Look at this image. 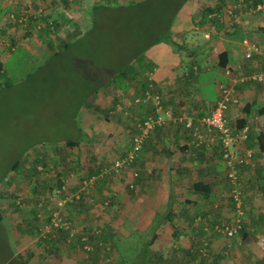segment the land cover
<instances>
[{"label": "rangeland", "instance_id": "obj_1", "mask_svg": "<svg viewBox=\"0 0 264 264\" xmlns=\"http://www.w3.org/2000/svg\"><path fill=\"white\" fill-rule=\"evenodd\" d=\"M19 1L21 7L12 11V28L16 33L22 26L23 29L33 28V32L29 33L37 40L27 43L23 37L19 41L15 37L17 42L14 45L9 43L12 40L8 42L6 38L0 41V65H3L0 73V188L6 189L1 183L10 181L12 192H18L22 203V207H19L24 212L12 217L9 206L4 207L8 219L5 221L11 224L14 236L8 246L3 243L2 234L8 227L6 223L0 222V264H146L144 249L153 234L158 232L169 241L173 239L175 243L171 245L162 240L151 246L150 256L157 260V264H264V194L261 191L264 187L259 185L264 179L263 170L255 171L256 174L247 185L249 208L246 225L252 233L247 237L240 234L234 239L226 238L223 234L216 235L213 231L202 230L203 233H200V228L204 229L210 224L203 218L196 221L194 230L190 231H186L184 219L180 215L175 217L174 224L169 219L159 227L146 224L147 217L136 213L137 200L123 197L126 180L122 178L115 184L114 179H119L120 175H113L109 183L98 184V188L85 194L83 202L89 206L82 213L74 209V206L61 205L59 202L55 204L49 200L43 210L45 216L56 209L65 216L67 213L78 212L81 217L74 216L68 220L76 224L77 235L82 234L88 238L91 247L90 251L86 250L79 244L78 237L69 241L65 233L57 232L60 239L57 237L58 246L53 249L55 255L63 260H50L48 246L43 238L46 233L40 230L44 224L34 220L32 225H24L23 219H32L27 197L35 201L40 197L45 199L43 192L50 193L46 184L39 180H51L55 176L56 169L51 157H55L63 166L67 174L65 181L72 186L71 189H78L99 165L104 172L110 173L113 161L123 156L121 148H127L130 144L129 134L134 128L126 125V120L120 116L122 106L118 102L134 94L137 89L136 78L140 79L137 75L144 72L139 71L142 60L146 61V54L154 46L166 43L174 47L165 40L157 42L156 33L159 29L156 23L161 22L171 28V33L167 31L171 40H175L174 27L184 32L185 36L177 41L184 48L176 51L185 61L189 59L192 50L198 53L202 51L200 55L203 54L205 44L213 41L216 29L210 21L204 25L199 23L201 17L208 14L201 3L192 12L196 22L170 25L163 17L157 16L160 11L155 4L161 0H151L147 10L141 5L138 9L131 3L133 6L128 8L130 5H122L118 1H98L93 2L94 5L88 9L77 10L75 26H64L59 30L54 24L49 36L45 34L47 38L42 40L35 36L37 27H33L24 16L29 8L25 6L27 0ZM30 1L46 4L45 20L52 13L56 14V9L51 7L54 0ZM96 5L100 6L97 11L94 10ZM86 11L90 13V18L86 17ZM18 16H22L23 21ZM167 16L173 19L172 13L169 12ZM187 16H190L188 12ZM93 20L98 23L95 30H92ZM8 21L4 17V24H8ZM228 22L231 23L230 20ZM232 24L224 32L231 29ZM199 25L200 29L194 28ZM257 27H260L259 23L253 26ZM148 28L156 29V33H147ZM72 31V37L66 38ZM77 33H80L79 36ZM2 34L5 35L6 31ZM62 34L66 35L65 38ZM248 37L250 39H245L246 43L251 41L257 44L264 38L256 32ZM37 43L41 48L35 45ZM65 43H70L69 47H63ZM196 44L201 48H194ZM223 45L226 44L221 42ZM138 54L142 56L138 57ZM203 56H200L201 65L204 63ZM145 65L151 67L148 63ZM178 74H181L180 70ZM244 76L249 75L246 73ZM221 81H226L222 72L206 70L197 81L198 91L191 85L202 98L214 101L219 92L216 82ZM151 104L154 107L153 102ZM81 126L84 132L80 130ZM69 139L81 140L78 146L70 150L65 144ZM39 157L40 162L46 163V166L38 162L40 172L31 176L25 170L37 162ZM17 162L18 169H14ZM131 170L133 174L139 169L135 167ZM32 180L33 187L38 186L34 192L30 190L29 181ZM70 193L75 192L70 190ZM225 203V209L230 214V206ZM167 212L163 210L162 214ZM229 219L230 216L224 215L217 217L214 222H227ZM47 220L43 222L47 224ZM177 226L182 231L178 232L179 238L173 235ZM197 228L198 232L195 231ZM207 240L208 245L205 244ZM190 249L197 252L191 259L188 255Z\"/></svg>", "mask_w": 264, "mask_h": 264}, {"label": "crops", "instance_id": "obj_2", "mask_svg": "<svg viewBox=\"0 0 264 264\" xmlns=\"http://www.w3.org/2000/svg\"><path fill=\"white\" fill-rule=\"evenodd\" d=\"M98 1L106 3L118 1L122 5H130V3L134 4L146 0H54V3L51 5V7L52 9H56V14L54 15V13H52V15L48 16L46 20V4L44 5L40 2L32 3L30 0H27L25 6L27 7L28 5L29 8L28 13H26L27 9L24 10L26 13L24 16H26L25 18H28L33 27H37L38 30L42 29L43 26L50 24L52 31L54 28V23L58 24L57 28L60 30L63 29L64 26H75L77 23L75 19L77 10L85 8L88 9L94 5L93 2ZM199 3L202 5L204 4V9L209 6L215 8L221 7V10L216 13H208L206 14L207 16H202L201 21L199 22L201 25H204V21H210L214 23L216 29L215 37L212 39L213 41L205 44V50L203 54H201L204 55L203 65L200 63V59H202L200 58V53H202V51L198 53L196 50H192L189 59L185 61L182 57H180V54L174 49V47H170L166 43H160L159 45L154 46L148 52V55L146 54V61L145 59L142 60L139 70L144 72L142 74H138V77H140L139 80L136 78L137 89L134 90V94L131 97L125 96L121 102H118L119 105L122 106V109L120 110V116H123V119L126 120V125L128 124L129 126L131 125L135 127L137 120H140L141 118V120H143L147 116V110H152V108L148 105L151 103L144 102L145 97L143 96V92L147 85L159 88L162 93L164 105L173 109L178 117H184L185 119H197L204 115L210 114L213 111L220 99L221 94L219 91L217 98L214 101H208L202 98L199 95V92L194 91V89L198 91L197 81L201 77L203 71L215 70L224 74L226 81H221L219 83L216 82V88L218 89L221 83L232 85V79L234 77H238L241 72L242 75L246 73L250 75L261 69L263 59L257 58L255 63L245 59L244 49L246 50V46L249 43L245 42V39H250L248 35L256 32L264 36V0H188L184 4L179 14L176 16L174 24L188 25L190 21H195V17L192 16V12L194 11L193 9L198 7L197 4ZM20 4L21 2L19 0H0V11L3 13V18L0 19V41L2 38H6L8 39V42L12 40L9 43L14 45L17 40L19 41V39L22 37L27 43H33L34 40H37V38L34 39L32 34L29 33L33 32V28H30V30L28 29L29 27L23 29L22 26L19 28L18 33H16V31L12 28V21L9 20V15L12 14V11H16L15 9H19L21 7ZM38 7L39 10L36 11ZM187 12L190 15L189 17L187 16ZM231 12H233V14H237L236 19H234ZM85 13L86 17L90 18V13L88 11ZM22 16H18L20 21H23ZM4 17L9 20L8 24H4ZM51 17L54 18V21L51 19ZM229 20L231 23H233L232 27L231 29H227V32H224V29L228 28L227 26L231 24L228 22ZM255 23H259L260 27L253 28ZM194 28L200 29V25ZM202 29L205 30V28ZM38 30H36L35 36H39L43 40V38L46 37V33H39ZM178 30L179 29H177V27H174L173 29L175 41H178V38L181 36H185L183 31L179 32ZM4 31H6L5 35L2 34ZM68 31L70 32V30ZM79 34L80 33H77L78 36ZM72 35L73 31L70 33V35L67 34L68 37L66 38L70 39ZM62 36L65 38L66 35L62 34ZM218 39H222V41L219 42ZM221 42L222 44L226 45L221 46ZM35 45L40 47L39 43ZM197 47L199 48V45L196 44L194 48ZM13 49H15V46L12 48V50ZM222 51H227L229 54V65L235 70L234 77L230 76V71L214 66L216 65L214 63L217 61V59H213L214 55ZM8 53L10 52L8 51ZM205 59L208 61V63L205 61ZM146 63L151 65V67L147 68V65H145ZM238 67L241 68L238 69ZM179 70L181 71L180 75L178 74ZM190 71H193L194 74H191ZM191 84H193L194 89H192ZM236 95L241 99L242 104H235L230 107L227 117L229 122L232 124H234L237 119L243 116L245 109L244 107L246 104H258V106H260L262 103L264 104V82L258 83L246 81L242 84H239L236 88ZM132 99H135V101ZM138 99H143V101L137 102ZM258 106L252 108V112L254 111V114H257L259 110ZM164 131L165 140H167V142L169 140L171 143L172 152L169 154L168 150H166L165 146L163 145ZM206 134L209 140L212 137L211 131L207 130ZM129 136L130 144L127 146V148H121L123 151V156L132 148V132L129 134ZM195 144L196 142L194 136L190 131L186 130L184 125L168 120L166 123H164L160 133L152 135L144 147L143 152L138 155L137 166L140 173L139 178L134 179L130 172L131 169L128 168L122 172V176L119 177V179H114L115 184H117V181L122 178L123 181L126 180L125 184L135 182L136 188L132 191L127 188V185H125L123 197L134 198L137 200L136 213L137 215H144L147 217L146 224H154V217L157 214L162 213L163 210H171L173 213L171 216L173 224L175 223V217L180 215L181 219H184L185 223L183 226L186 228V231L194 230L195 226H191L192 223L188 219L190 216H194L198 210H195V203H192L191 201L188 203L187 199L197 201L196 204L200 208L199 211H201L202 215L198 218H203L209 223H213L214 220H216V218L219 216L223 217L224 215H227L230 216V218L232 216L235 217V211L233 212L232 208L230 210L231 213L229 214L227 209H225V206L222 205L223 203L220 204L219 202H215L219 195L224 192L223 177L227 172L220 152L207 146L208 149L204 151L205 157H201L199 154L196 155L194 152L198 149ZM253 147L255 148L256 145ZM255 154L256 159L254 166L251 168L252 173L250 175L246 174V171L243 173L246 181H248V178L251 180L253 179L254 175L256 174L255 171L258 170L257 172H259L262 168H264V153L257 151ZM127 170L129 171L128 173ZM103 179H106V177H103ZM33 181L34 180L29 181V184H31L30 190L33 189ZM198 181H202L211 185L212 189L208 194V197H204L203 194L200 195L193 190V183ZM247 185L248 184L246 182V209L248 211L249 202ZM259 185L264 187V179L260 181ZM261 191L264 194V188ZM209 196H213V198L209 199ZM134 206L136 205H133L132 207ZM73 208L79 210V212L82 213V210L86 209L87 206H81L78 209L76 206H74ZM50 214L45 216L44 211L42 210L41 213H39V218L41 219L40 222L45 225L43 220L46 218L51 220L49 217ZM74 216L79 217L80 215H78V212H71L67 213L66 215L67 219L73 218ZM29 221L30 220L28 219L27 224L32 225L35 223L34 221ZM166 222L167 220H165L164 223ZM143 223H145V220ZM78 228L79 230L81 229V227ZM195 231L198 232V228L195 229ZM57 232H59V234H64V232L58 230L55 231V234L52 235L51 238L54 240L46 242L48 249H53L55 246H58L57 243L59 237L57 236ZM199 232L203 233L202 229H200ZM206 242L209 243V240L205 241V243ZM169 243L171 245L173 244V242ZM61 260L63 259L60 258L59 261Z\"/></svg>", "mask_w": 264, "mask_h": 264}, {"label": "trees", "instance_id": "obj_3", "mask_svg": "<svg viewBox=\"0 0 264 264\" xmlns=\"http://www.w3.org/2000/svg\"><path fill=\"white\" fill-rule=\"evenodd\" d=\"M150 1L151 0H146V1L138 2V3L133 4V5H136V7H138V9H139V6L141 5L143 9L147 10V8L150 7V6H148V5H150ZM187 1L188 0H161V1H159L158 3L155 4V6H157V8L160 11V13L157 15V16H159L158 18H162L163 17L168 24L172 25L174 23V20H175L176 16L179 14L180 10L183 8L184 4ZM133 5L128 6V8H130ZM98 7H100V6L96 5L94 7V10L97 11ZM220 10H221V7L220 8H215V7L209 6V7L206 8V12L209 13V14L216 13V12H218ZM169 12L172 13V17H173L172 20L167 16V14ZM205 22L206 21H204L203 24H205ZM54 24L56 26L58 25L57 23H54ZM92 25H93V29L92 30H95L97 28V25H98L97 21L93 20ZM156 25H157V28L159 29V32L157 30V33H156L155 32L156 29L148 28L149 30L147 31V33L149 31H150L149 33H156L157 34V42H164V40L168 41L170 44L174 45V49L175 50H177V49H181L182 50L184 48L183 45L179 44L174 39L171 40V38L169 36V33H171V32H169L171 28H167L166 27L167 24L165 25L164 23L158 22V23H156ZM36 30H38V29H36ZM167 31L169 33H167ZM38 32L39 33H43V34L46 33V35L49 36V34L51 32L50 24H47V25L43 26L42 29L38 30ZM258 44L262 47V49L264 51V38ZM69 45H70V43H65L63 45V47H69ZM139 56H142V55L138 54V57ZM257 58L264 59V56L263 55H257ZM257 58H255V60ZM213 59H217L216 63H214L216 65H214V66H216L217 68H221L223 70L225 69V70L230 71V76L234 77L235 70L229 65L230 64V62H229L230 61V57H229V54H228L227 51H222V52L214 55ZM2 70H3V65H0V73L2 72ZM190 73L194 74L193 71H190ZM137 77H138V75H137ZM262 82H264V81H262ZM258 83H260V82H258ZM222 85L223 84H221L219 86V88H218L219 91H220V87ZM237 86H236V88H237ZM148 92H151L152 94H157L158 93L162 97L161 91L159 90V88H157L155 86L151 87L150 85H147V87L145 88V90L143 92V96L145 97L146 93H148ZM149 103H152V102L149 101ZM240 104H242L241 99H240V102L238 103V105H240ZM148 105L152 108L153 111L148 109L147 110V112H148L147 116L142 120V122L144 120H146L148 118V116H150V115L157 116V111L152 106V104H148ZM162 105L166 109H171L170 107H166L164 105L163 97H162ZM255 106H258V104H256V105L246 104L245 107H244L245 109H244V112H243V116L240 117L239 119H237L234 124L230 123V125L233 128H235L236 130H241V129L245 128V127H249V137H248V139L246 141L243 142L244 143L243 147L253 150L254 153H256L257 151H261L262 153H264V104L262 103V104H260V106H258L259 110H258L257 114H254V111L252 112V108L255 107ZM146 108H148V107H146ZM171 110L173 111V109H171ZM173 112L175 114V111H173ZM252 114H253V117L250 120V116ZM91 118H93V116ZM162 127L163 126H156L155 130L150 132V134L144 139V141L142 143V149L138 152V154H137V156L135 158L134 167L138 168V166H137L138 165V155H140L143 152L144 147L146 146V144L148 143V141L152 137V135L157 134V133L159 134ZM80 130H83L82 126L80 127ZM206 131L207 130H205V132ZM83 132H84V130H83ZM140 133H141V131H139V129L135 125V127L132 130V137H131L132 138L131 139L132 145H133V137L134 136H138ZM163 136H164L163 145L165 146L166 150H168V154H169V153L172 152L171 143H170L169 140H168V142H167V140H165V131L163 133ZM83 138L86 139L85 135H83ZM80 140L78 141V139H75V140L69 139V140H67L65 142V144H66V146H68V149L73 150V148L75 146L79 145ZM132 145H131V147H132ZM255 145H256V147L254 148L253 146H255ZM195 146L198 148L197 151L196 150L194 151L196 155L199 154L201 157H205V152L204 151L206 149H208L207 148V146H208L210 148H213L214 150H218L220 152V155H221V158H222L221 144H220L218 139L213 144H208L207 142H203V144H201L200 146H197L196 144H195ZM55 151H57V149L53 150L52 152H55ZM129 151H128V153H129ZM48 152H50V151H48ZM70 152H72V151H70ZM128 153H126L122 158H124ZM72 156H73V153H72ZM255 159H256V154H255ZM255 159L253 161V165L252 164L251 165H241L239 167V169H238V178L240 180H242V184H244V192H245L246 182H247V184H249V181H251V179L248 178L247 179L248 181H246V179L243 176L244 175L243 173H244V171H246V174H249V175L252 173V169L251 168L254 166ZM40 160L41 159L39 157L37 159V162L31 161V163L32 162L33 163L30 166H28V169L25 170V171L31 176L37 175L40 172L39 169H38L39 168L38 162H40ZM51 160H52V163L54 165V168L56 169L55 176L51 180L45 179V178H42V179L39 180L40 183H42L41 181H43V183L46 184V187H47L48 190H50V193L49 192H43V194H45L44 195L45 197L43 196L45 199L40 197L39 199L37 198L35 200V201L39 200L38 201L39 203H37L34 200L29 199L27 197V199L29 200V205H28L29 209H30L29 215H31L32 219H35V221H37V222L41 221V219L39 218V213H41L42 210H45L46 206H48V203H49L48 201L52 199V197L56 194L57 191H60L63 188H65L66 192L64 193L63 197L68 196V195H74V194L80 193L81 194V199L75 200L74 202H69L66 205H69L70 207L76 206L77 208L81 207V206H87L88 207L89 204L87 202H85V204H84V202H83L84 195L85 194H89L91 192V189H95L98 184H104L105 182H109L110 178L113 175L122 176V172L125 170L124 169L121 172L116 173L114 170L111 169L112 171L110 173H108V172L106 173V172H104V169L102 170L101 166L99 165L98 167L95 168L96 170L91 171V174L88 175L89 178L85 179L80 184L78 189H75V188L71 189L72 186H70V184L65 181V177H67V174L65 173L66 171L64 170L63 166L60 164L59 160L55 159V157H51ZM40 163H42L44 167L46 166V163L45 164L43 162H40ZM113 164H114V161H113ZM113 164H112V166H113ZM18 165H19V162L16 163L14 169H18ZM261 170H263V172H264V168H262ZM10 171H12V167L10 168ZM226 171H227V169H226ZM137 172H139V170ZM96 175H98V176H96ZM139 175H140V173H139ZM103 177H106V179H103ZM93 178L95 179L94 183L90 184V181ZM137 178H139V176L134 177V179H137ZM223 178H224V183H223L224 192L219 195V197L217 198V200L215 202H219L220 204L223 203L222 205L225 206V204H226L225 201H226L228 203V205L230 206V210L232 208L233 212L234 211L236 212L235 201L233 199L232 191H231L232 187H231V185L229 183L227 172H226V174H225V176ZM1 184L6 189H4V188L1 189L0 188V222L6 223V226L8 227V229H4V232L2 234L3 235L2 236L3 243L5 242V244L8 246V244L10 242V239H12V236H14V234H13V231H12L11 224L9 222L5 221L7 219V216L5 214L4 207L5 206H9L8 210L10 211V214L12 215V217H14L15 215L20 214V212H23V210L20 208V207H22L21 206L22 203H21V199L19 198L18 192H15V191L12 192V184H11V182L6 180L5 182H3ZM105 184H107V183H105ZM37 187L38 186L35 185L33 187L32 191L33 192L36 191ZM127 188L129 190H131V191L134 190L136 188L135 182H130L129 184H127ZM192 188H193V190L196 193H199L200 195L203 194L204 197L205 196L208 197V194L211 192V189H212L211 185H209L207 183H204L202 181H198V182L193 183ZM70 190L71 191L73 190L75 193L71 194ZM212 198H213V196L210 197L209 199H212ZM30 201L34 202V204L31 205ZM55 201L56 200H54L52 202L54 203ZM187 201H188V203H190V201L192 203L194 202L195 203L194 204L195 205V210H198V211H196L197 213H195L194 216H190L189 219H188L192 223L191 226L193 225V227H194V224H196V221L201 220V218H198V217L202 216L201 215V211H199L200 208L196 204L197 201H192L191 199H189V200L187 199ZM246 201H247V195L245 193V207L247 205ZM57 202L58 201H56L55 204ZM197 214H199V215H197ZM246 214H247V209H246ZM172 215H173V213H172L171 210H169L165 214H162V213L157 214L154 217V221L155 222H154V224H152V226L157 225L159 227L161 225V223H164L165 220H167V219H169V221H172V217H171ZM49 217L50 218L52 217V213L50 214ZM32 219L30 220L31 222L34 221ZM246 219H247V216L244 218V222H243L244 227H243L242 231L238 234V235L241 234L243 237H247L248 234L252 233L251 232L252 230L249 229V227H247V225H246V222H247ZM233 220H234V218L232 216L227 222H220V223L213 222V223H210L208 226L210 228V231H213L216 235H222L221 233H218V232L215 231V226L218 225V224L222 225V224H226V223H231ZM23 221H24L23 224L27 225L28 219H23ZM47 221L50 222L51 220L48 219ZM48 222H46V223L48 224ZM197 224H199V223H197ZM43 228H44V226H42L40 230H43ZM176 228L177 229L174 230L173 235H174V237L179 238L180 235L178 234V232H182V231H181V229L178 226ZM200 229H202V228H200ZM200 229H199V231H200ZM202 230L205 231V229H202ZM66 237H67V234H66ZM82 237H83L82 234L76 235V238H77L79 244H81V245L84 244V241L82 240ZM43 238H44V240L46 242L50 241V240H54V239H51L52 238V234H46V236H43ZM104 238H106V237L104 236ZM234 238H231V239H234ZM158 240H160V241L163 240V241H167V242H173V244L175 243V241L173 239H170L172 241H169L168 239L163 237L160 233H154L153 236L151 237V239L147 242V244H146L147 246L144 249V256H146V260H147L146 264H157V260L153 259V257L150 256V252L152 250L151 246L153 244H155V242L158 241ZM47 251H48V257L50 258V260H53V259L60 260V258H58L55 255V253H54L55 249H48ZM188 255L190 256L189 259H191L192 257L194 258V255H197V252H195L193 249H190L188 251Z\"/></svg>", "mask_w": 264, "mask_h": 264}, {"label": "built area", "instance_id": "obj_4", "mask_svg": "<svg viewBox=\"0 0 264 264\" xmlns=\"http://www.w3.org/2000/svg\"><path fill=\"white\" fill-rule=\"evenodd\" d=\"M231 14L233 17L237 18L235 13L233 14V12H231ZM2 18L3 13L0 11V19ZM12 18H14V15L10 14L9 20L12 21ZM257 55L264 56L262 47L255 42L248 43L244 54L245 59L255 63ZM240 68L241 67H238V69ZM246 81H264V59L259 71L254 72L249 76H244L241 72L238 77L232 79V85L223 84L220 87V99L213 111L210 114L197 119H185L184 117H178V115L174 114L171 109L164 108L162 105V97L158 93H146L144 102H153L154 108L157 111V116L150 115L143 122L142 120H137L136 126L141 133L138 136L133 137V145L129 153L124 158L115 159L112 170L119 173L124 169H134L135 158L138 152L142 149L144 139L150 134V132L155 130L156 126H163L168 120L184 125L186 130L190 131L195 137L197 146H200L203 142L213 144L218 139L221 144L222 159L225 168L227 169L229 183L232 187L231 191L235 201L236 212L234 220L231 223L222 225L218 224L215 226V231L230 239L238 236L244 227V218L247 216L244 184H242V180L238 178V169L241 165H253L255 153L253 150L243 147V142L249 137V127L236 130L230 125L227 114L232 105L240 102L239 97L236 95V86ZM141 101H143V99L137 100V102ZM205 130L211 131L212 137L209 140ZM132 176L133 178L137 177L139 176V173L134 171ZM94 180L95 179L93 178L90 181V184H93ZM65 192V188L57 191L51 200H56L59 204L66 205L69 202L81 199L80 193L63 197ZM204 229L207 232L210 231V228L207 225ZM57 230L66 233L69 241L74 240L78 233L74 224H72L64 214L56 209L52 212L51 221L44 225L42 231L46 234L54 235ZM82 240L84 241V244L82 245L83 248L90 251L91 247L89 245L88 238L82 237ZM205 244L208 245L207 242Z\"/></svg>", "mask_w": 264, "mask_h": 264}]
</instances>
